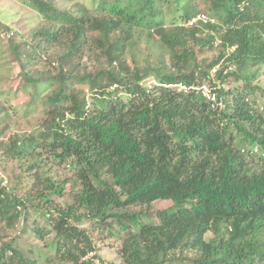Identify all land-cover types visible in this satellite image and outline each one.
I'll use <instances>...</instances> for the list:
<instances>
[{"label": "trees", "instance_id": "16d2710c", "mask_svg": "<svg viewBox=\"0 0 264 264\" xmlns=\"http://www.w3.org/2000/svg\"><path fill=\"white\" fill-rule=\"evenodd\" d=\"M21 1L38 24L22 34L11 27L19 15L0 6V58L7 44L19 67L0 84L44 111L30 130L0 133V162L21 161L33 180L19 196L0 179V222L34 211L53 223L32 231L38 256L3 244L0 264H95L84 222L121 237L124 264H264V0H217L222 17L193 26L208 1L94 0L97 15L71 0ZM141 38L150 57L159 48L156 65L128 57ZM158 201L173 204L150 213Z\"/></svg>", "mask_w": 264, "mask_h": 264}, {"label": "rangeland", "instance_id": "374dc122", "mask_svg": "<svg viewBox=\"0 0 264 264\" xmlns=\"http://www.w3.org/2000/svg\"><path fill=\"white\" fill-rule=\"evenodd\" d=\"M72 3H77L84 6L89 11L95 13L97 15L96 3L94 0H71ZM200 1H208V7L205 8L208 11L207 15L213 18L214 16L222 17L223 9L220 6H217V0H200ZM0 6L3 9H10L11 12H14L19 15V18L16 20L15 23L11 24V27L18 29L22 34H30L34 27L38 24V19L36 15L29 11L28 7L25 6L21 0H0ZM205 5H201L202 9ZM3 28L0 29V42L2 41L1 35L5 37V33ZM158 40V38H156ZM217 44V43H216ZM154 44L148 45L145 38H141L137 47L129 46L128 50V57L135 58V62L138 63L140 66H146V61L148 59V46L152 48ZM6 46V54L4 56L1 55L0 64H2L0 69V80L3 78L4 75H8V81H11L17 75V71L19 67L17 65V61L12 58V53L8 50L7 44ZM27 53H30L27 51ZM159 48H157L154 54L150 57V62L154 65L157 63V59H159ZM220 51L213 50L204 53V58L207 59H216L220 55ZM134 55V56H133ZM132 56V57H131ZM167 58V56L165 57ZM27 60V59H26ZM16 61V62H15ZM166 61H168L166 59ZM40 64V65H39ZM223 67V66H222ZM39 69L42 72H47L50 69L48 66L45 67L43 61H38L34 65V69ZM52 73H57L55 70H50ZM215 71V70H214ZM213 71V72H214ZM264 70L262 71V73ZM213 74V73H212ZM215 74V72H214ZM218 81V80H217ZM257 82L264 87V75H260ZM153 78L147 80L146 84H152ZM11 82L9 84L1 83L0 84V95L7 93L2 97L4 100L0 102L1 105L4 106L6 111L0 112V129L4 131L1 132V138L7 139L12 136L16 132L25 131L27 129L30 130L31 126L38 120L43 117L44 107L39 104L35 109H30L27 106V93H20L18 95H14V89L10 90ZM241 85V84H240ZM22 101H18L21 100ZM256 106L264 112V92H261L257 95ZM91 101V97H90ZM8 113L7 116L5 113ZM5 122L8 123V127L4 128ZM35 126V125H34ZM33 129V127H32ZM0 179L4 180V186H7L10 193H14L17 195H23L25 193H29L33 186V180L31 178L26 177V173H23L21 168V161L15 160H7L4 163L0 162ZM26 179L24 182L18 184V179L20 175H22ZM52 173L61 175L62 177L71 176L74 174L72 167L70 165H63L57 166L54 165L52 168ZM18 187V188H17ZM17 189V190H15ZM69 201V197L66 195L63 198L55 197L54 203L56 205H64ZM173 203L171 201H158L152 205L151 209L149 210L150 213L155 214L158 210H164L169 208ZM145 208H139L142 210ZM50 219V221H47ZM41 216L38 212H30L29 217L26 216L24 212L21 214L20 220H17L14 226H8L6 222H0V247L3 244L14 243V246L21 251L25 252L27 255L34 257L38 256V249L36 247H42L43 243L40 242L38 244H34L35 236L32 231L36 228H44L50 229L51 223L53 221L52 218H48ZM145 220V219H144ZM146 221V220H145ZM101 225V226H100ZM81 228L86 230L92 238H94L96 242V253L99 261H95V264H124L118 254L119 245L121 242V237L117 234H113L108 230H104V225L102 223L97 222L96 224L84 222L81 224ZM54 236L51 235L46 239L49 242H52ZM213 234L209 233L207 235V240L212 239ZM31 249L33 251L31 252ZM48 251V250H46ZM54 255V250L52 252ZM185 255L193 256V253L189 252L188 250L185 251ZM93 257V254L89 256V258ZM104 261V262H103Z\"/></svg>", "mask_w": 264, "mask_h": 264}, {"label": "built area", "instance_id": "2783aa9c", "mask_svg": "<svg viewBox=\"0 0 264 264\" xmlns=\"http://www.w3.org/2000/svg\"><path fill=\"white\" fill-rule=\"evenodd\" d=\"M198 22H202L203 24H208V23L214 22V19H212L211 17H209L205 14H199L196 18H194L193 20H191L189 22V25L193 26V24H197ZM115 87H117V86H114V88ZM203 90H204L205 95L208 96V98L211 99L215 104L221 103L219 101L218 96L211 93V91L207 87H204Z\"/></svg>", "mask_w": 264, "mask_h": 264}, {"label": "clouds", "instance_id": "9594fccd", "mask_svg": "<svg viewBox=\"0 0 264 264\" xmlns=\"http://www.w3.org/2000/svg\"><path fill=\"white\" fill-rule=\"evenodd\" d=\"M205 15H207V14H205ZM197 16H198V15H197ZM197 16H195L194 18H196ZM207 16H208V15H207ZM209 17H210V16H209ZM194 18H193V19H194ZM193 19H191V20H193ZM212 19H213V18H212ZM191 20H190V21H191ZM190 21H189V22H190ZM214 72H216V71H214ZM204 87H207V88L211 91V93H213L214 95L218 96L217 93H214V92L210 89V87L207 86V85H204V86L201 88L203 95H204L205 97H207V99L210 100V101L213 103V105H221L222 102L219 103V104H215L211 99L208 98V96L205 95L204 90H203ZM219 101H220V99H219Z\"/></svg>", "mask_w": 264, "mask_h": 264}]
</instances>
